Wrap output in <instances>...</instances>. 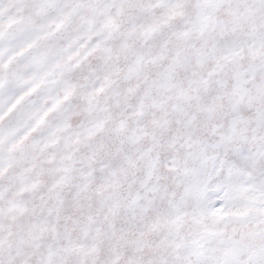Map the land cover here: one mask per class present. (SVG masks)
<instances>
[{
	"label": "snow or ice",
	"instance_id": "6c2138e0",
	"mask_svg": "<svg viewBox=\"0 0 264 264\" xmlns=\"http://www.w3.org/2000/svg\"><path fill=\"white\" fill-rule=\"evenodd\" d=\"M0 264H264V0H0Z\"/></svg>",
	"mask_w": 264,
	"mask_h": 264
}]
</instances>
